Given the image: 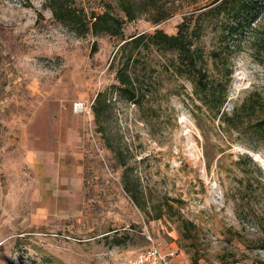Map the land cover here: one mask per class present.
I'll use <instances>...</instances> for the list:
<instances>
[{"label": "rangeland", "instance_id": "1", "mask_svg": "<svg viewBox=\"0 0 264 264\" xmlns=\"http://www.w3.org/2000/svg\"><path fill=\"white\" fill-rule=\"evenodd\" d=\"M133 1L146 12L111 35L78 34L51 0H0V264H119L152 243L174 264H264V145L211 118L192 80L174 74V52L138 53L137 70L148 71L141 103L111 89L125 41L174 34L190 16L213 71L210 53L223 37L222 17L210 10L217 3ZM67 2L88 18L108 10L126 19L118 0ZM240 38L224 109L252 98L256 121L264 118V25ZM102 91L109 106L96 118ZM124 234L131 238L116 245Z\"/></svg>", "mask_w": 264, "mask_h": 264}, {"label": "trees", "instance_id": "2", "mask_svg": "<svg viewBox=\"0 0 264 264\" xmlns=\"http://www.w3.org/2000/svg\"><path fill=\"white\" fill-rule=\"evenodd\" d=\"M219 1L214 0L210 4L217 3L210 10L217 12L222 17L220 24L223 31L219 46L210 53L215 67L213 71L210 70L204 48L198 44L202 28L198 21L193 24V16H190L184 18L174 34H169L163 29H156L153 33H142L125 41L119 48L121 62L116 73L118 83L113 84L111 89L116 91L119 98L127 102L141 103L140 97H145L148 91L141 86L140 82L142 78L145 79L148 76V71L147 68L142 73L137 70L135 61L138 59V53L141 52V49L149 50L151 47H156L164 52H174L175 58L172 62L174 74L179 77L188 76L192 80L194 94L206 106L211 118L219 119L225 130L233 129L239 135H251L253 139L258 140L257 145L263 146L264 118L256 121L248 118L249 112L255 110L254 103L256 101L248 98L240 107L233 108L231 113L224 109V105L229 97L228 79H226L231 74L229 61L232 54L240 49V35L246 30L256 31L264 25V14L257 11V6L264 3V0ZM118 3L125 13L126 19L113 15L108 10L101 14L94 12L88 18L78 8L70 6L67 0H51V8L59 21L74 27L78 34L92 31L94 34L103 32L121 35L126 20H135L146 12V8L143 9V5L145 6L143 1H140L143 4L142 9L139 6L141 4L133 0H118ZM169 16V11L163 12L161 16H156L153 22L160 23ZM222 69L225 70L223 74ZM106 96V91L97 94L93 106L96 118L100 115V107L109 106ZM257 145L252 147L257 149ZM247 157L251 158L249 155ZM125 188L126 191H130L136 205L144 209L145 205L138 196V189L135 188L133 191L127 183ZM130 238V234L116 235L113 241L116 245H121Z\"/></svg>", "mask_w": 264, "mask_h": 264}, {"label": "built area", "instance_id": "3", "mask_svg": "<svg viewBox=\"0 0 264 264\" xmlns=\"http://www.w3.org/2000/svg\"><path fill=\"white\" fill-rule=\"evenodd\" d=\"M74 106L79 110L84 107V104L76 102ZM171 255L163 253L157 244L152 243L150 247L136 255L122 259L119 264H174Z\"/></svg>", "mask_w": 264, "mask_h": 264}]
</instances>
